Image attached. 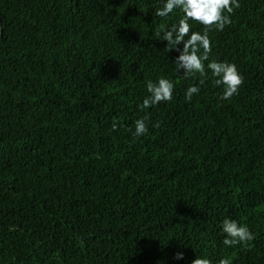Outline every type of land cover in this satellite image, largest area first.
<instances>
[{"label":"trees","instance_id":"obj_1","mask_svg":"<svg viewBox=\"0 0 264 264\" xmlns=\"http://www.w3.org/2000/svg\"><path fill=\"white\" fill-rule=\"evenodd\" d=\"M163 2L0 0V264H264V0L210 33L244 80L229 100L176 72ZM161 77L172 101L141 110ZM225 218L255 240L226 247Z\"/></svg>","mask_w":264,"mask_h":264},{"label":"clouds","instance_id":"obj_2","mask_svg":"<svg viewBox=\"0 0 264 264\" xmlns=\"http://www.w3.org/2000/svg\"><path fill=\"white\" fill-rule=\"evenodd\" d=\"M240 6L239 0H164L162 6L155 11V15L161 18L168 17L176 10L182 14L177 24L170 28L161 25L156 33L159 40L167 42L168 52L176 50L180 53L174 62L176 72L182 73L184 77L198 75L200 84H203L208 79L210 71L213 85L222 88L221 99L223 100H229L237 95L244 80L235 64L217 60L209 61L212 52L210 33L223 31L230 25L234 11ZM190 21L202 26V31H193ZM178 45H182V49L177 48ZM174 87V83L167 78L161 77L156 82L149 80L146 83L148 95L139 105L140 109L144 110L172 101ZM199 91V85L189 86L185 91V100L191 101L194 95L199 94ZM148 119L149 116L146 115L135 121L133 132L135 137L147 134ZM117 123L112 125L114 131L117 129ZM221 228L225 234L223 244L229 248L247 247L256 238L246 224L238 223L230 218L222 221ZM175 258L183 259V253H176ZM191 264H212V261L196 257ZM217 264H231V261L228 258H221Z\"/></svg>","mask_w":264,"mask_h":264}]
</instances>
